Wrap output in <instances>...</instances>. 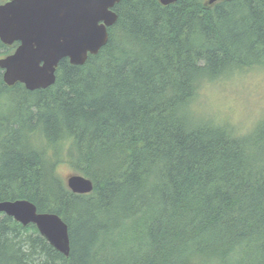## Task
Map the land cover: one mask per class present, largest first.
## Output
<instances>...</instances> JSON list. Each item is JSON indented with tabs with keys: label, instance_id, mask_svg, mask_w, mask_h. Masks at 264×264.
Segmentation results:
<instances>
[{
	"label": "trees",
	"instance_id": "trees-1",
	"mask_svg": "<svg viewBox=\"0 0 264 264\" xmlns=\"http://www.w3.org/2000/svg\"><path fill=\"white\" fill-rule=\"evenodd\" d=\"M113 10L106 44L62 58L51 86L0 69V201L57 214L69 236L66 256L0 213V264H264V121L236 140L176 117L194 79L264 66V0ZM62 162L92 191L71 192Z\"/></svg>",
	"mask_w": 264,
	"mask_h": 264
},
{
	"label": "water",
	"instance_id": "water-1",
	"mask_svg": "<svg viewBox=\"0 0 264 264\" xmlns=\"http://www.w3.org/2000/svg\"><path fill=\"white\" fill-rule=\"evenodd\" d=\"M119 0H6L0 3V42L17 43L13 52L0 57L5 85L23 84L30 91L51 86L59 61L68 58L81 65L88 54H96L108 40V27L117 15ZM176 0H159L163 5ZM230 0H208L209 3ZM67 188L77 194L92 191L89 178L72 174ZM0 213L25 226L34 224L47 242L68 255L66 223L55 213L37 212L25 199L0 201Z\"/></svg>",
	"mask_w": 264,
	"mask_h": 264
},
{
	"label": "clouds",
	"instance_id": "clouds-1",
	"mask_svg": "<svg viewBox=\"0 0 264 264\" xmlns=\"http://www.w3.org/2000/svg\"><path fill=\"white\" fill-rule=\"evenodd\" d=\"M257 80L262 86L259 99L253 98L247 102L228 105L220 111L206 115L198 98L206 93L209 80L203 77L194 79L193 97L178 106L176 117L190 124L205 121L211 129L225 132L236 140L249 137L257 125L264 121V68L260 70Z\"/></svg>",
	"mask_w": 264,
	"mask_h": 264
},
{
	"label": "rangeland",
	"instance_id": "rangeland-1",
	"mask_svg": "<svg viewBox=\"0 0 264 264\" xmlns=\"http://www.w3.org/2000/svg\"><path fill=\"white\" fill-rule=\"evenodd\" d=\"M262 68L264 66L238 69L225 73L209 82L206 93L198 98L205 114H211L222 110L228 105L247 102L253 98L259 99L262 86L257 77ZM72 174L75 173L67 162H62L57 166V175L64 181L66 187V178Z\"/></svg>",
	"mask_w": 264,
	"mask_h": 264
},
{
	"label": "bare ground",
	"instance_id": "bare-ground-1",
	"mask_svg": "<svg viewBox=\"0 0 264 264\" xmlns=\"http://www.w3.org/2000/svg\"><path fill=\"white\" fill-rule=\"evenodd\" d=\"M214 3H215V2H213V3H209L208 0H207V4H208V5H213Z\"/></svg>",
	"mask_w": 264,
	"mask_h": 264
}]
</instances>
